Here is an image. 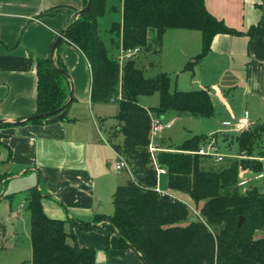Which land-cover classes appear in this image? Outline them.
<instances>
[{"label": "trees", "instance_id": "obj_1", "mask_svg": "<svg viewBox=\"0 0 264 264\" xmlns=\"http://www.w3.org/2000/svg\"><path fill=\"white\" fill-rule=\"evenodd\" d=\"M106 9V0H93L89 13L70 22L66 29L67 41L89 62L92 104L118 102L113 133L121 134L123 143L116 145L111 139L109 142L127 160L132 174L130 181L118 186L113 194L114 214H96L95 221L103 222L110 232L115 231L120 247L135 250L145 264H264V193L258 186L251 187L253 181L247 189L240 185L243 174L264 171V122L241 133L215 134L218 151L219 143L227 141L228 147L237 145L239 151L238 157L225 158L221 165L211 156L195 153L210 143V136L194 135L167 147L161 142L157 164L167 170L169 188L187 195L195 204L201 218L194 220L185 202L156 191L159 176L149 151L152 119L163 118L169 111L213 117V99L207 90H172L171 78L165 73L146 77L134 58L123 66L118 61L122 49L159 51L168 30L201 32L203 44L197 59L210 52L217 35L244 33L214 16L205 0H123L122 20L114 22L109 36L103 39L98 19ZM262 26L264 17L245 34L253 40L260 35ZM57 66L66 70L60 58L54 62L50 57L37 61L36 114L56 111L68 102L62 85L64 76ZM154 94L160 97L158 107L141 105V97ZM67 109L32 122L55 118ZM99 123L103 128V120ZM11 126L2 123L0 130ZM226 136L232 138L227 140ZM4 137L0 132V144ZM29 209L30 264H100L96 250L79 246L75 232L94 230L95 224L50 218L44 212L37 188L29 191ZM241 218L244 220L239 225ZM70 223L72 229L68 230Z\"/></svg>", "mask_w": 264, "mask_h": 264}, {"label": "crops", "instance_id": "obj_2", "mask_svg": "<svg viewBox=\"0 0 264 264\" xmlns=\"http://www.w3.org/2000/svg\"><path fill=\"white\" fill-rule=\"evenodd\" d=\"M205 1L214 16L224 22L226 20L231 28L244 33L217 35L210 52L204 57L205 60L224 62V71L230 73L229 78L215 75L210 67L206 78L194 81L199 87L197 90L210 93L215 108L221 105L223 109L231 110V89L232 98L238 96L245 103L244 116L227 125L225 132L230 133L231 127L244 117H248L252 124L264 119V26L260 35L253 40L245 34L263 19V0ZM84 5L85 0H0V116L7 123L36 115L37 61L50 57L53 43L76 19V13ZM169 32H173L178 42L185 39L186 46L195 44V40L199 44L201 39L199 33H194L196 31L168 30L161 49L164 54L168 48ZM170 45L174 46L173 40ZM179 52L176 54L178 61L192 59L196 53L190 52V49ZM58 58L70 75V79L64 77L62 85L68 93V100L73 86V99L67 111L60 116L0 130L5 135L0 144V170L6 186L3 195L10 186L24 182L28 199L30 189H38L44 212L50 218L93 224L91 218L99 213L102 205L99 201L101 193L106 189L116 191L118 186L125 184L120 179L116 180L114 173L108 169L115 162L116 170L118 157L105 138L100 119L94 111L88 60L67 39L55 51L54 61ZM100 134L101 139L98 138ZM162 141L164 145L170 144L160 138L159 143ZM14 193L11 192L8 197L13 199ZM23 208V203L17 207L12 204L11 220H19L24 214ZM0 226L6 237L8 227L1 223ZM96 226L88 233L79 229L75 232L79 246L96 250L98 263L145 264L135 250L120 247V239L115 231L110 232L103 222ZM70 242L73 243L72 240Z\"/></svg>", "mask_w": 264, "mask_h": 264}, {"label": "rangeland", "instance_id": "obj_3", "mask_svg": "<svg viewBox=\"0 0 264 264\" xmlns=\"http://www.w3.org/2000/svg\"><path fill=\"white\" fill-rule=\"evenodd\" d=\"M106 13L103 17L98 19V29L100 35L103 39H106L108 35V31L111 25L114 22H120L122 20V3L121 0H107L106 3ZM226 24L228 22L225 20ZM228 26L231 27L230 24ZM167 35L168 38V48L165 51V54L161 51H142L136 57H134L136 63L143 70L144 75L148 78L158 76L162 73H165L170 76L171 89L172 90H180L187 91L198 89L197 83L194 81L197 78H206L208 74V69L211 67L215 75H224L225 78H229L230 73L225 70L224 62H220L217 59H209L205 60V58L197 59V55L202 50V34L199 33L201 39L199 44H191L186 46V40L177 41L173 32H169ZM190 33V32H188ZM172 35V37H171ZM171 37V38H170ZM175 39V40H174ZM174 41V46L170 47L171 41ZM167 41V40H166ZM178 45V46H176ZM186 47V48H185ZM190 49V52H196L195 56L191 59L188 58L186 60L176 58V54H180V50ZM180 58L182 56H179ZM197 59V61H196ZM88 70V68L86 67ZM85 69V70H86ZM89 71V70H88ZM239 89V88H238ZM228 91V89H227ZM231 91V102L229 106L230 109H223L221 105L216 107V114L213 117L201 118V117H191V116H178L176 112L169 111L167 112L163 118H161L163 124L170 122L176 119L175 125L171 129H165L161 138L165 141L169 142L173 145H179L184 142L186 139L194 136V135H206L214 138L215 134L226 133L225 131L228 129L227 125L233 123L238 117H243L246 112V105L243 103L242 99L238 96L232 98V89ZM227 94V93H226ZM240 98V99H239ZM141 105L147 108H155L160 104L159 94H154L152 96H144L140 99ZM220 104V103H219ZM227 107V106H226ZM233 107V108H232ZM119 105L117 101H110L105 103L94 104L95 114L99 117V119L103 120V134L107 141L111 139L116 145H120L123 143V136L119 133H113L115 126L117 125V120L114 119V116L118 113ZM252 117L253 114L250 113ZM253 118V117H252ZM257 120V119H256ZM264 119H261L263 122ZM225 124V125H224ZM256 124H252L255 126ZM226 126V127H225ZM246 130V129H245ZM234 132H230L233 134ZM241 133V132H235ZM223 136V135H221ZM220 136V137H221ZM102 134L98 135V138L101 139ZM228 138H232L231 136H226ZM219 152L223 154V159L238 157V147L237 145H232L228 147L227 144H230L229 141L226 143H219ZM168 145H164L163 147H167ZM262 149H264V145H262ZM222 159V160H223ZM263 160V158H261ZM221 162H218V165H221ZM107 168V167H106ZM112 173H114L115 179H120L122 183L126 184L129 182L131 177L128 171L124 170L121 172H117L115 170V162L113 165L108 168ZM0 170V223L6 225L8 227V235L4 237V232L0 229V264H29L28 261L32 258L31 251V219H30V209H29V199L27 190H25L24 182L22 184H18L15 186H10L9 190H7L5 195L4 189L5 185L3 184L5 181H2ZM255 177V175L243 174V179ZM253 182H251V187L258 186V190L264 193V178L261 180H255L251 178ZM249 184V183H248ZM244 185L242 187H248ZM13 185V184H12ZM159 187L162 191L173 195L179 198L181 201L188 203L192 206L195 204L192 200L184 194L176 193L169 188L168 185V176L167 174L159 175ZM11 192H15L13 194V199H10L8 195ZM115 189L103 191L101 193L100 200L102 202L101 207L99 208V213L97 214H105V215H113L114 214V205H113V194ZM24 205L23 212L24 214L19 220H11L10 218V209L13 204L14 207L19 206L20 204ZM94 220L95 225H98L99 222L95 221V217L91 218ZM83 222V221H82ZM85 222V221H84ZM101 223V222H100ZM67 229L71 230V224H67ZM108 229V228H107ZM93 231V230H91ZM88 231V232H91ZM85 232V233H88Z\"/></svg>", "mask_w": 264, "mask_h": 264}, {"label": "built area", "instance_id": "obj_4", "mask_svg": "<svg viewBox=\"0 0 264 264\" xmlns=\"http://www.w3.org/2000/svg\"><path fill=\"white\" fill-rule=\"evenodd\" d=\"M139 53H140V49L139 48L127 49V50L122 49L120 51V54H119V57H118V61H119L120 65L123 66V64L126 61H128L130 59H133ZM174 124H175V120H172L170 122H167L166 124H163V122H162L160 117H153V119H152V128H151V137H150L149 151H150V153L152 155L154 164H155V166L157 168L158 176L159 175H163V174H167V170L164 169V168L159 167L158 164H157V161H156V154H157L158 151L161 150L159 140L161 138L162 132L165 129L172 128L174 126ZM250 126H252L251 121L249 120L248 117H244L243 119L238 121L235 125H233V127H231L230 130H231V132H242L246 128L250 127ZM195 153H197L199 155H203V156H211V157L215 158L216 162L222 161V159L224 157L223 154H221L218 151L217 147L215 146V140L213 138H212V140L210 141L209 144H207L206 146H203L199 151H197ZM117 157H118V160H117V163H116V170L118 172L126 170V171L129 172V174H131V168H130V165L127 162V160L123 156L118 154V153H117ZM262 161H264V158H263ZM131 176H132V174H131ZM262 178H264V171L259 173V174H256L255 177H254V179H262ZM250 181H252V180H244L243 179L241 181L240 185H246ZM156 191L162 196L169 195V196H171V197H173L175 199L180 200L179 198L162 191L161 188L159 187V184L156 187ZM186 204L191 209V211L193 213V219L194 220H197L198 218H201V216L199 214V211L196 208V206H192V205H190L188 203H186Z\"/></svg>", "mask_w": 264, "mask_h": 264}, {"label": "water", "instance_id": "obj_5", "mask_svg": "<svg viewBox=\"0 0 264 264\" xmlns=\"http://www.w3.org/2000/svg\"><path fill=\"white\" fill-rule=\"evenodd\" d=\"M92 2H93V0H88V1H87V5H86L83 9H81L80 11H78V12L76 13V19L89 13V11H90V9H91V7H92ZM263 12H264V0H263ZM64 39H66V30H65V31H62V33H60V35L57 37L56 41H55V42L53 43V45H52L51 53H50V58H51V60H52L53 62H54V54H55V51H56L58 45H59ZM57 67H58L59 71L61 72V74H62L65 78L70 79V75L68 74V72H67L66 70H64V69H63L62 67H60V66H57ZM73 96H74V88H73V86H72L71 91H70V93H69V100H68V102H67L63 107H61L60 109H58V110H56V111H52V112L36 114V115L31 116V117H28L27 119H25V120H23V121H20V120H18V121H12L11 124H12L13 126H19V125H22V124H25V123L32 122V121H34V120L44 119V118H48V117H52V116H54L57 112H61V111L65 110L66 108H68L70 102H71L72 99H73ZM2 123H7V121L4 120V119H2V120H0V124H2ZM243 220H244L243 218L240 219L239 225L242 224Z\"/></svg>", "mask_w": 264, "mask_h": 264}]
</instances>
